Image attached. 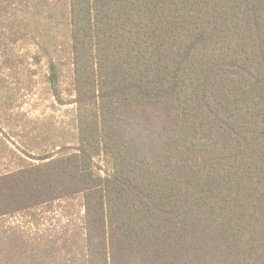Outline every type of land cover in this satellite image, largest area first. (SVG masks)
I'll list each match as a JSON object with an SVG mask.
<instances>
[{
  "label": "trees",
  "instance_id": "1",
  "mask_svg": "<svg viewBox=\"0 0 264 264\" xmlns=\"http://www.w3.org/2000/svg\"><path fill=\"white\" fill-rule=\"evenodd\" d=\"M67 1L77 144L0 216L79 195L84 264H264V0Z\"/></svg>",
  "mask_w": 264,
  "mask_h": 264
},
{
  "label": "rangeland",
  "instance_id": "2",
  "mask_svg": "<svg viewBox=\"0 0 264 264\" xmlns=\"http://www.w3.org/2000/svg\"><path fill=\"white\" fill-rule=\"evenodd\" d=\"M67 4L0 0V175L77 144L76 106L67 103L72 98ZM50 63L64 104L50 86ZM29 206L0 216V264L86 263L82 198Z\"/></svg>",
  "mask_w": 264,
  "mask_h": 264
}]
</instances>
